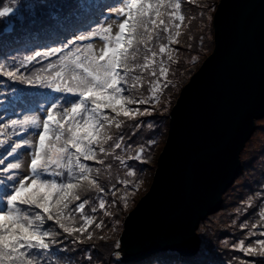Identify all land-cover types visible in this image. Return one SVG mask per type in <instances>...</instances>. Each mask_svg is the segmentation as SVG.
<instances>
[{
    "label": "trees",
    "instance_id": "obj_1",
    "mask_svg": "<svg viewBox=\"0 0 264 264\" xmlns=\"http://www.w3.org/2000/svg\"><path fill=\"white\" fill-rule=\"evenodd\" d=\"M2 1L0 0V3ZM115 2L117 1L84 0L82 2V0H65L64 7L54 9L47 15L45 20L35 24V26L42 25V28H38L36 31L22 37L11 36L6 32L7 29H4L5 24L0 21V68H2V71H0V99L2 96L12 97L16 95L18 97L22 96L24 100L29 101L34 96L43 94V89L46 88L48 83L52 82H42L36 77L54 75L60 70L59 67L50 69V65H59L61 53L76 51V49L83 51L91 46L92 51L98 55L93 45H91L92 40H97L99 37L102 38L104 36V30L108 28L106 25L107 19L110 16L108 10L115 6L112 5ZM151 2L155 4L156 0H151ZM165 2L167 3L168 0H165ZM208 3L203 0H196L193 3L195 7H192V10L196 12V16L192 12L191 15L187 16L189 18L190 31L187 28L186 33L188 35L189 31L193 41L187 38L186 45L182 50L183 58L180 61V65L184 66V69L179 75L175 76L172 87L169 88L168 94L173 91L171 98L174 101L175 99L179 100L192 75L199 70L198 66L210 51V46L213 49L215 47V30L212 22L217 10V3H213L211 7L207 6ZM196 6L202 7L196 8ZM101 8H103L102 11H100ZM162 11L165 12L164 17H161L165 21L163 28L165 29V25H167V29L172 31L179 30L181 21L170 16V13H175V10L169 8L167 10L162 9ZM179 14L182 15V10ZM190 18L195 21L196 27L193 26L194 22L190 24ZM155 22L158 23L159 20ZM149 24H151V21L144 28L138 29L140 40L135 41L128 50L130 54L135 53L134 59L129 61L132 71L128 73V85L135 84V87L130 88V91L126 92L125 95L144 99L146 102L140 104L142 108H146V104L153 101L152 88L153 86L158 88L160 85L163 79V75L160 74V68L163 67L166 70L172 49L167 44H163L162 47H165L166 51L160 53V47H155V43L149 39L148 31H145ZM197 30H200V32H197ZM127 35L126 33V37ZM82 36L87 37V39H81ZM210 37L213 38L212 42H209ZM87 42L89 46H87ZM52 49H57V51L53 52ZM37 52L40 53L39 56H36ZM193 55L196 56L195 60H191ZM29 57L33 58L29 59ZM186 60L190 62L186 63ZM9 71L15 72L16 78L9 77L7 75ZM153 71L156 72L155 76L152 75ZM128 85H125V87H128ZM69 94L71 93L57 96L51 92L49 101L69 100L71 98ZM72 98H74L73 101L77 100L75 95ZM174 101H170L169 107L172 106V109ZM105 112H111V110L105 109ZM53 114L56 115L57 120L63 122L61 118L64 115L59 114L57 109L53 111ZM82 118L86 119V115L83 112L77 119L80 120ZM113 118H116L118 122L122 121L120 118L118 120V117L113 116ZM70 124L71 122L65 124L63 129L65 135L60 142L55 139L56 124L54 122L50 124L49 135L51 139L46 143L48 145L62 146L63 140L70 138V134L67 131ZM168 124L171 128V122ZM144 125L148 130L151 128L146 123ZM258 128L259 126L257 130ZM160 129L162 130L161 126H159ZM161 130L157 144L163 142L162 140L167 132L165 131V134L161 135ZM144 131L146 130H137L139 135H134L131 143L133 144L134 141L140 139ZM130 145L128 143V145H121L119 148L127 153L128 157L125 166H110V172L108 173L106 166L110 165L108 164L110 162L108 160L109 154L101 153L99 146H93L95 152L103 160V163H99L97 160L92 161V163L87 162L88 167H93L96 174L93 177H89V179L94 180L96 183L89 185L88 181L85 180L86 183L84 182L79 188L81 200L72 201L69 204L68 209L65 210V219L62 221L66 225L79 228L85 226V217L91 219L92 223L87 226L85 231L69 234L64 232L54 221L46 219V224L43 227L54 235L51 240L46 241L49 243L47 250H28L26 255L30 257L33 264H264V248L259 243L264 240V235H261V233H264V173L256 180L248 181L242 191L236 195L234 202H231L228 206L226 205V198L233 196L239 186L242 172L239 173L235 183L223 196V204L217 212L220 214L225 209L223 215L218 217L219 214H214L204 221L212 222L218 217L215 222H219V225L215 230L210 231L219 247L217 253L208 251V240H206L205 233L200 232V228V233L198 232L200 248L194 256H182L176 251H166L153 254L139 262L123 261V254L117 253V251L121 245L125 221L134 210L136 200L130 199V197L127 198V196L136 192L138 195L141 192L139 191V185L143 188L147 177L146 166L144 165L149 161L143 157V162L139 163L140 172H132L134 161H137V159L133 158V155L137 154L138 151L135 146L131 147ZM0 160L4 161L3 164H0V180L4 181L3 185L8 186L10 182L8 176H12L14 171L13 169H6L5 165L14 163V161H9L4 155H0ZM97 168L101 169L100 174H98ZM52 170L61 171L63 173L62 176L65 179L68 178L66 169H55V166H52L49 171ZM123 170L127 171V177H124L125 181L118 176V173ZM39 171L43 172L42 166L39 167ZM47 178L57 181L56 176ZM110 187L111 189L106 192ZM98 192L101 193L100 196L104 197V209H101L99 203L94 201V199L90 200L91 195L95 196ZM3 193L1 192L2 195ZM1 194L0 197H2ZM140 196L143 197L142 194ZM1 202L3 203V201L0 200V207H3ZM81 202L85 203L83 212L76 211ZM17 206L21 209L31 208L29 215L41 212L34 206L20 205L19 203H17ZM238 207L241 210L240 212H235L236 215L246 216L245 212L250 210V221L242 217L239 221L233 222V220L228 218V214ZM203 223L201 222L200 226ZM241 244L245 251H241ZM249 247L254 249L252 254H248L246 251ZM21 251L23 252L24 249H21ZM0 264H12V262L5 259L0 261Z\"/></svg>",
    "mask_w": 264,
    "mask_h": 264
},
{
    "label": "water",
    "instance_id": "obj_2",
    "mask_svg": "<svg viewBox=\"0 0 264 264\" xmlns=\"http://www.w3.org/2000/svg\"><path fill=\"white\" fill-rule=\"evenodd\" d=\"M213 25L214 51L174 105L152 182L125 221V261L197 253L200 223L221 209L264 118V0H222Z\"/></svg>",
    "mask_w": 264,
    "mask_h": 264
},
{
    "label": "snow or ice",
    "instance_id": "obj_3",
    "mask_svg": "<svg viewBox=\"0 0 264 264\" xmlns=\"http://www.w3.org/2000/svg\"><path fill=\"white\" fill-rule=\"evenodd\" d=\"M127 20L119 24V34L114 38V44H109L105 51L96 55L91 46L87 50L76 49L75 52L61 59L59 67L54 75L37 76L36 79L47 82V86L54 88L56 92H68L77 96L76 101H65V107L70 111L65 112L61 118L63 122L56 119L52 111L47 113V120L43 123V131L39 134V146L31 160V175L22 179H15L9 175L8 180L14 182L17 187L11 191L5 187L3 197L6 198L3 214H0V261L5 259L12 264H33V261L26 254L29 249L47 250L49 241L53 238V233L45 229V214L48 221H54L64 232L72 234L75 232L85 231L92 220L85 217V226L83 228L66 225L62 221L65 219L69 204L72 201L79 200L80 197L76 189L81 187V181L87 180L89 185L96 182L89 177L93 171L90 167L80 162L81 157L84 160H95L96 152L92 148L93 144L100 145L99 151H105L103 144L112 137L105 132L106 125L115 123L120 127V123L115 118H110L105 109H110L116 117L121 115L125 117H134V115L150 114L147 111L139 109H130L128 105L143 104L144 99H137L131 95H125L134 88L135 84L128 85V73L132 71L129 61L134 59L135 53H129L135 41L140 40L139 28L151 21L155 23L159 20L161 24L164 21L161 17L165 14L162 9L172 8L175 10V19L183 21L184 16L179 14L181 8L180 0H156L153 4L151 0H127ZM121 13L125 12L124 8L119 9ZM11 9L0 11V17L10 16ZM154 14L155 19L152 18ZM178 27V26H176ZM167 30V25H165ZM105 31L110 32V29ZM145 31L147 29L145 28ZM126 33L128 34L126 37ZM176 36L179 35L177 31ZM81 39H87L82 36ZM105 39H109L105 37ZM169 39L175 43L174 38L170 35ZM56 52L57 49H52ZM160 53L166 51L165 47H160ZM40 53L37 52L36 56ZM33 57H29L32 59ZM171 58V57H169ZM2 71V68H0ZM160 74L166 76V70L161 67ZM7 75L16 78V73L9 71ZM153 76L156 72L153 71ZM128 85V87H125ZM159 89L153 86L152 93L156 103L159 99L156 93ZM119 105V106H118ZM55 105H53V109ZM86 115V119L78 120L81 113ZM56 124L55 139L57 142L65 135L63 129L65 124L71 122L68 133L70 138L64 139L62 146H49L46 142L51 139L50 124ZM12 124L19 125L23 128L37 129L41 127L40 120L36 117L25 118L21 121L13 120ZM151 127V125H149ZM27 144L28 142L25 141ZM151 143H155L152 141ZM21 144L17 143L15 148H20ZM115 147L119 149L121 144L117 142ZM69 148L75 152H69ZM137 159L143 162V156L138 155ZM103 163V160L97 161ZM4 161L0 160V164ZM38 166L43 167V172L38 171ZM52 166L55 169H66L68 178L64 182H57L47 177L62 176L63 173L58 170L49 171ZM6 169H19V163H9L5 165ZM78 169L79 171H74ZM31 180L29 184L28 181ZM4 181L0 180V185ZM34 190V191H33ZM20 205L34 206L41 210L40 213L29 215L31 208L21 209ZM101 209L105 208L104 201L99 202ZM85 203L81 202L76 211L83 212ZM6 222V223H5ZM264 235V233H261ZM91 238V237H89ZM260 246L264 248V240L260 241ZM21 249H24L22 252ZM241 251H245L241 244ZM248 254H252L254 249H246Z\"/></svg>",
    "mask_w": 264,
    "mask_h": 264
},
{
    "label": "rangeland",
    "instance_id": "obj_4",
    "mask_svg": "<svg viewBox=\"0 0 264 264\" xmlns=\"http://www.w3.org/2000/svg\"><path fill=\"white\" fill-rule=\"evenodd\" d=\"M62 1L64 2L61 3ZM115 1L122 2V0H115ZM195 1L196 0H181L180 1L181 8L179 10V13L182 10V15L184 16V20L181 21V26L179 30L172 31L170 29H167V30L164 29L163 28V25L165 24L164 20H163L164 21L163 24H161L160 22L158 23L151 22V24L148 25L147 31L149 34V39L152 40L153 43H155V47H158V48L162 47L163 44H167V46L172 47L170 51L171 58H169V63L166 68V76L163 75V79L160 85L158 86L159 91L156 93V97L159 99V103H156L155 99H153L151 103L146 104L147 106L146 108H142L140 104L128 105L130 109H139L141 111H147L150 114L134 115V117H125L121 115L117 118L118 120L119 118L122 120L121 122H119L120 123L119 128H117L116 126L114 127V123H111L110 125H106L105 127V132H107V134L112 137L111 140H107V142L103 144V147L105 149L104 153L109 154L108 160L110 161L108 163L110 165L106 166L107 173L110 172V166L114 167V166L122 165L124 167L127 162V157H128L127 153L123 149H117L115 147V144L117 142H119L121 145H128L129 143L131 144L130 145L131 147L135 146L138 152L137 154L133 155L134 159H137V156L142 154V156L145 159L149 160L144 165L146 166L145 172L147 174V177H146L144 185L142 184L143 188L142 186L139 185V188H140L139 191L141 192L138 191L139 192L138 195L136 192L133 194H129L127 196V198L130 197V199L132 198L133 200L136 199L134 207H136L139 204V202L143 199V197L146 195L148 188L152 182V179H153L156 167H157V163H158V160L161 154V150H162L165 138H163L162 140L163 142H159V144H157V142L160 139L159 135H160L161 129L159 130V126L162 127L161 135L163 133L165 134V131H167L166 128L168 127V123H169V118L171 114L170 112L172 110V106L169 107L170 101H174V99L172 100L171 98L173 91H171V93L168 94L169 88L172 87V83L174 81L173 79L175 78V76L179 75V73H181L184 69V66L180 65L181 64L180 61L183 58L182 50L186 45L187 38H189L190 41H193L192 37L189 34V31H190L189 18L187 16L191 15V12L196 16L195 10L194 11L192 10V7H195V5H193ZM203 1L209 2L207 5L209 7H211L213 3H217V8H218V5L220 4L222 0H203ZM82 2H84V0H82ZM62 6L63 7L65 6V0H3L0 3V11H4L5 9H11L12 14L10 16L6 15V16L0 17V21L5 24L4 29H7L6 32L9 33L11 36L22 37L31 32L36 31L38 28H42L43 27L42 25L35 26V24L41 23L43 20L47 18V15L51 11L57 8H61ZM117 7H119V5H117ZM197 7H202V6H196V8ZM124 8H125L124 13H121L118 9H116L107 19L108 28L106 29H110V32L104 30V36L102 38L99 37L98 38L99 40L95 41L93 45L94 50L98 52V55H100L103 51H105L110 43L114 44V38L116 35L119 34V24L123 23L124 21V19H122L123 17H127L126 15L127 7H124ZM102 10L103 8L100 9V11ZM118 16H120V18H118ZM170 16L175 18V13L174 12L170 13ZM152 18L153 19L155 18L154 14L152 15ZM192 22H194L193 26L196 27L195 21L192 18H190V24ZM187 28L189 29L188 35L186 33ZM177 31L179 32L178 36L175 35ZM197 32H200V30H197ZM170 35L174 38L175 43H173L169 39ZM105 37H108L109 39L106 40ZM212 41H213V38L210 37L209 42H212ZM209 50L210 51L202 59L198 68L202 66V64L208 59V57L214 51L212 46H210ZM195 59H196V56L193 55L191 60H195ZM185 62L189 63L190 61L186 60ZM175 101L177 102V99H175ZM175 101H174L173 107L175 105ZM106 114H108L110 118H113V116L116 117L115 113L113 112H106ZM144 123L151 125V128L148 130L145 127ZM258 126L259 128L257 130ZM136 128L138 131L146 130L147 132L144 131L143 136L142 137L140 136V139L134 141L132 144L131 143L132 137L134 135H139ZM255 128H256L255 133L252 136V139L246 144L245 150L243 154L240 156V162H241L240 172H242L241 174L242 178L239 180V184H238L239 186L235 190L234 195L228 196L226 198L227 206L231 202H234L236 195L242 191L244 185L248 181H254L264 173V118L256 122ZM37 140H38V135L34 136L31 139L32 148H35ZM152 141H155V143L154 144L151 143ZM94 145H97L100 147V145L98 144H93L92 148ZM69 150H70L69 152H72V153L75 152L74 149L69 148ZM25 154L26 155L22 161V165H20V171L22 172V177L30 175L31 157L28 153H25ZM95 160L97 161L101 160V157L98 153H96ZM92 161L94 160H91V161L84 160L83 157H81L80 159V162L87 166H88L87 162L92 163ZM139 163H141V161L138 159L137 161H134L132 172H135V173L140 172ZM91 169H93V167ZM97 169H98V174H100L101 169L100 168H97ZM74 170L77 172L79 171L78 169H74ZM94 175H96L95 169H93L90 177H93ZM118 176L122 177L123 181H125L124 177L125 178L127 177V171L123 170L121 173H118ZM84 182L85 180L81 182V186ZM111 187L108 188L106 192H108V190L111 189ZM76 192L78 193L80 197L79 188L76 189ZM100 194H101L100 192H98L95 196H93L92 194L90 197V200L94 199V201H97L98 203L101 200L104 201V197L100 196ZM140 194H142L143 197H141ZM80 200L81 199H79L78 201ZM240 210L241 208L238 207L237 209L231 211L228 214L229 215L228 218L233 220V222L239 221L242 217L250 221V217H249L251 213L250 210L245 212L246 216L236 215L235 212H240ZM224 211L225 209L220 214L216 213V215L219 214L218 217H220L221 215H223ZM232 215H234L233 218H232ZM217 218L214 219L212 222L210 221L204 222L207 219L206 218L204 221H202V223L203 222L204 223L202 224V226H199L198 231H197V235H198L200 228H201L200 232L205 233L204 235L206 237V240H208L207 241L208 251L214 252V253L218 252L219 247L217 246L216 241H214V237L212 236L210 231L215 230L217 226L219 225V222H215ZM251 219H253V217H251ZM45 224H46V215H45ZM120 249H121V245H120L119 250ZM120 254L122 253L120 252Z\"/></svg>",
    "mask_w": 264,
    "mask_h": 264
},
{
    "label": "bare ground",
    "instance_id": "obj_5",
    "mask_svg": "<svg viewBox=\"0 0 264 264\" xmlns=\"http://www.w3.org/2000/svg\"><path fill=\"white\" fill-rule=\"evenodd\" d=\"M159 252H161V251H158V252H156V253H159ZM156 253H154V254H156ZM153 255V254H152ZM151 256V255H150ZM182 256H186V255H182Z\"/></svg>",
    "mask_w": 264,
    "mask_h": 264
}]
</instances>
